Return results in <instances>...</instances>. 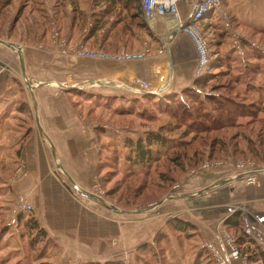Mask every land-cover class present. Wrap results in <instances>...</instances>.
<instances>
[{
    "label": "crops",
    "instance_id": "crops-1",
    "mask_svg": "<svg viewBox=\"0 0 264 264\" xmlns=\"http://www.w3.org/2000/svg\"><path fill=\"white\" fill-rule=\"evenodd\" d=\"M107 2L75 0L74 11L67 1L66 15L54 13L47 20V32L32 45L9 41L23 49L26 77L17 52L0 44V235L4 237L0 242L15 245L20 241L19 233L27 231V219L33 217L54 242L50 264H137L142 262L135 258L139 246L153 245L158 232L167 236L166 264H202L207 258L198 253L197 246L202 241L217 244L222 230L236 233L235 227L224 224L233 212L241 213L242 228L246 218L264 225V173L249 183L244 178L233 179L237 174L231 166L195 178L200 185L225 183L203 194L207 197L199 195L189 201L191 205L181 211L179 219L192 224L193 230L173 229L166 215L160 214L168 213L166 204L142 222L124 218L125 214H135L134 208L121 214L111 207L121 208L117 195L110 194L114 185L106 178L109 168L119 164L118 129H105L102 114L93 118L81 102L97 104L95 96L137 83L140 87V82L150 83L152 91L163 89L162 95L180 93L196 79L197 52L184 32L170 30L163 22L152 31L142 11L140 19L134 21L133 10L119 3L110 7ZM180 9L187 19L193 11L192 2H183ZM52 20L67 48L83 45L142 51L149 47L151 55L126 63L65 56L53 40ZM140 20L145 28L138 24ZM95 24L98 28L93 33ZM161 37H165L166 51L158 55ZM23 79L31 86L26 88ZM81 80L95 85L81 84ZM58 84L64 87H53ZM85 89L96 90L85 91L86 95L74 93ZM194 192L189 190L188 195ZM20 198L32 205V213H13ZM205 199L211 200L205 202L208 208L204 207ZM182 206L177 202L176 207ZM202 210L212 212L200 216L197 212ZM239 247L249 254L250 264H264V254L255 241L246 238ZM205 264H214L212 258Z\"/></svg>",
    "mask_w": 264,
    "mask_h": 264
},
{
    "label": "rangeland",
    "instance_id": "rangeland-1",
    "mask_svg": "<svg viewBox=\"0 0 264 264\" xmlns=\"http://www.w3.org/2000/svg\"><path fill=\"white\" fill-rule=\"evenodd\" d=\"M66 8V4L60 0H0V40L30 46L40 34L47 32V20L56 12L65 16ZM208 16H212L208 20H212L213 25L209 30H204L203 26L201 28V37L208 50V62L202 69L196 64V79L184 89L193 90L195 94L194 97L192 94L182 95V106H165L162 98L158 97L163 93L157 94L156 91L147 92L157 97L155 100L139 98L144 94V89L138 88V83L130 89L120 87L118 92L114 90V93L99 94L98 98L104 103L81 102V105H85L83 110L89 111L93 118L102 114L105 129H118L115 131L119 135V164L113 169L109 168L106 178L111 181V185L118 186L117 201L123 206L120 208L123 211L121 214L127 212V209L136 210L135 214H125L124 218L131 221L142 222L153 216L160 206L166 205L168 213L160 214L166 215V220L177 218L182 210L191 205L189 201L199 195L200 198L207 197L203 194L225 183L212 186V182L198 184L195 178L201 179L209 170L232 166L237 177L241 175L238 167L245 164L246 169L258 167L255 175L264 173V0H220L219 9L212 10ZM53 22H50L52 28ZM152 39L155 40V37ZM121 48L104 51L113 52ZM216 59L223 62L225 67L215 68L218 66L215 65L211 68ZM207 74L218 78L210 79L204 87L195 84ZM67 79L72 81L73 77L68 76ZM79 83L95 85V82L90 84L88 80ZM24 86L27 88L25 82ZM53 87L59 88L57 85ZM89 90L94 92L96 89L81 92ZM109 96H124L125 100H107ZM220 99H226L224 105L228 109H231L229 106L240 108L242 113L222 117L217 112L219 102H222ZM180 107L192 112V118L184 117ZM201 113L209 119L202 118ZM150 133L161 136L163 143L152 145L153 161L148 167L138 162L139 155L131 149L135 148L140 139L146 144ZM129 142L135 146L130 147ZM162 176L167 181L162 182ZM144 185L146 190H139ZM128 186L132 192L127 190ZM189 190L197 192L188 195ZM200 191L204 193L198 194ZM132 193L137 194L135 200ZM133 201L136 203L134 206ZM160 202L158 207L150 209ZM177 202L183 206L176 207ZM203 202L204 207L208 208L205 202L210 203L211 200L205 199ZM208 211L197 213L202 216ZM19 234L20 241L17 240L14 250L10 249L15 247L13 242L12 246L10 241L7 244L0 242V259H5L0 264H50L48 260L52 247H45L41 243L33 249L29 245L28 232ZM0 238L3 239V235ZM205 242L197 246L198 253L207 258L202 264L212 258L208 250L201 248ZM154 247L155 255L137 252L135 258L142 260H137V264H166L169 244L162 242Z\"/></svg>",
    "mask_w": 264,
    "mask_h": 264
},
{
    "label": "built area",
    "instance_id": "built-area-1",
    "mask_svg": "<svg viewBox=\"0 0 264 264\" xmlns=\"http://www.w3.org/2000/svg\"><path fill=\"white\" fill-rule=\"evenodd\" d=\"M183 2H192L193 6V11L187 19H184L180 9V5ZM219 2L220 0H140L142 15L146 24L152 31H155L159 23L163 22L169 25L170 30H180L192 40L196 48L197 63L200 69L208 62V50L205 41L201 37L202 21L208 17V14L211 13L212 10L219 9ZM52 32L53 40L60 45L61 54L65 56L126 63L144 60L151 55L149 47L142 51H132L123 47L113 52H107L101 48L86 47L83 45H79L75 48H67L54 22ZM159 42L160 48L157 52L158 55H163L166 51L165 37H161ZM150 87V83L140 82V88L146 91H152ZM246 167L245 164L240 165L238 167L239 172L245 174V179L249 183L255 182V174L258 167L252 169H246ZM32 211V205L23 198L18 200L16 207L13 209L14 214H30ZM244 233L248 238L256 242L259 250L264 254V225L250 218H246L244 222ZM201 245L202 249H206L210 252L214 264H250L249 254L241 251L236 237L226 230H222L219 233L217 244L215 242H205Z\"/></svg>",
    "mask_w": 264,
    "mask_h": 264
},
{
    "label": "trees",
    "instance_id": "trees-1",
    "mask_svg": "<svg viewBox=\"0 0 264 264\" xmlns=\"http://www.w3.org/2000/svg\"><path fill=\"white\" fill-rule=\"evenodd\" d=\"M60 1H62L64 4H66L68 0H60ZM107 1H108L107 3L110 4V7L114 6L116 3H119L122 6L127 7L129 10H133L132 18H133L134 21L135 20L137 21V20L140 19V16H141L140 0H107ZM69 2L72 5L73 10L75 11L76 7H77L76 4H75V0H69ZM211 18H212V16H208L206 18L207 21L202 22V26L204 27V30H209L211 28V26L213 25V21L212 20L211 21L208 20V19H211ZM121 19L122 18L120 17L119 20H121ZM119 20H118L117 23H118V26L120 27V24H121L122 20L121 21H119ZM138 24L141 25L143 28L146 27L145 24L141 20L138 21ZM97 28H98V24H95L93 26L92 32L94 33ZM217 60L218 59L214 60L215 62H214L213 66L211 68H214L215 65H218L215 68L225 67V65H222L223 62H221L220 60L219 61H217ZM220 73H223V72H219V74ZM212 78L216 79V78H218V76L207 74L205 77L198 79L195 82V84L201 85L202 87H204L206 82L209 81ZM74 93L77 94V95H86L87 94L85 92H81V91H77V90H75ZM191 94L194 97L195 91L187 89V90H184L181 95H177V93H176V94H166V95H162V96H158V97L162 98L163 103H164L165 106L173 108L174 106L179 107V106L183 105V102H182L183 101V96L182 95L190 96ZM153 96H154L153 94L144 93V94H141V96H139V98L143 97V98L149 99V100L157 99V97H153ZM106 99L107 100L109 99V100L119 101V100H123V99L125 100V97L124 96H109ZM95 100H96L95 101L96 103H104V102H102V100L97 98V96H95ZM220 100L222 102H219V109L217 110V112H219L222 117L226 118L228 115L232 116L234 114L237 115L239 113H242V110L240 108H232L231 106H229V104H228V106L232 110L228 109L224 105L226 99L225 100L220 99ZM242 107L244 109L247 108L244 105ZM180 110L182 111V114L184 115V117L188 116V117L192 118V115H191L192 112L190 113L184 107H180ZM200 115L202 116V118H205L207 120L209 119V117H207L203 113H201ZM145 143L146 144H144L143 140L140 139V140H138L136 142V146H135L134 143H130V142H129V146L130 147L131 146H135V148L131 149V150H133L134 152L136 151V153L139 155L140 159L138 160V162L149 167V166H151L152 161H153L152 160V157H153L152 156V153H153L152 152V145L161 144V143H163V141H162V137L161 136L150 133V134H148ZM162 177L164 179L160 178V180L162 182H164L166 180V177L165 176H162ZM161 181H159V182L162 184ZM128 189H129V186H128L127 190ZM142 189H143V191H145L146 190V185L142 186L139 190H142ZM128 191L132 192L131 189H129ZM118 192H119V189H118V186L116 184L114 186L113 190H111L110 194L117 195ZM121 195H120V197H121ZM136 196H137V194L134 195L132 193V198L134 200L136 199ZM120 197H119V201H120ZM128 197H129V195H128ZM134 205H136L135 201H133V203H132V206H134ZM121 207H123V206H121ZM21 216H23V214H21ZM240 217H241V213L240 212H233L231 215H229L224 220V224L230 225V226L236 228V233H234L232 235L234 237H236L238 246H239L240 242H243V241H245L246 238H248L245 235V233H244V227L243 228L241 227ZM167 223L171 224L173 229H177V230H180V231H186V230L188 231V230H193L195 228L192 224H190V223H188V222H186L184 220H181L179 218L169 219L167 221ZM26 226H27L28 235L30 237V239H29L30 247L35 249L41 243L45 244L46 245L45 247H47V246L52 247L53 246L54 242L52 241V239L49 238L47 232L43 228L40 227V224H39L38 220H36L33 217H29L27 219V221H26ZM165 241L168 243L167 236L164 235V234H160V232H158L157 235L155 236L153 245L152 244H148V243L140 245L139 248H138V252H142L144 255H150V256L151 255H155V249H154L155 247H154V245L162 243V242L166 243ZM153 259L155 260V258H153ZM84 264H122V262L121 261H109V262H105V263H100V262H96V261H90V262H86Z\"/></svg>",
    "mask_w": 264,
    "mask_h": 264
},
{
    "label": "water",
    "instance_id": "water-1",
    "mask_svg": "<svg viewBox=\"0 0 264 264\" xmlns=\"http://www.w3.org/2000/svg\"><path fill=\"white\" fill-rule=\"evenodd\" d=\"M176 31H179V30H176ZM0 44L2 45H5L6 47L10 48V49H13L17 52L18 54V58H19V62H20V66H21V71H22V74L24 77H26V70H25V63H24V54H23V49L21 46L13 43V42H9V41H4V40H0ZM26 84L28 87L31 86L30 82L29 81H26ZM39 85H43V83H40L38 82ZM58 86L60 87H64L63 84H58ZM128 89H130L129 87H127ZM164 90L161 89L159 91H156L157 94H161ZM148 91H143V93H147ZM150 93V92H149ZM154 93V92H153ZM245 177V174H241V175H238L236 178H233V179H236V180H241ZM204 192L203 191H200L198 192V194H203ZM160 203H156L154 206L150 207V209H153L155 207H158ZM109 207V206H108ZM113 209H115L116 211L120 212V213H123V211H120L118 210L116 207L114 206H111Z\"/></svg>",
    "mask_w": 264,
    "mask_h": 264
}]
</instances>
